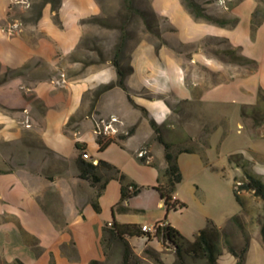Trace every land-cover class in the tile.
Wrapping results in <instances>:
<instances>
[{
    "label": "crops",
    "instance_id": "0c3cea01",
    "mask_svg": "<svg viewBox=\"0 0 264 264\" xmlns=\"http://www.w3.org/2000/svg\"><path fill=\"white\" fill-rule=\"evenodd\" d=\"M5 1L0 0V169L4 172L0 174V256L3 260L9 264L15 261L23 264L104 263L103 228L111 226L115 220L119 225L137 227L139 236H126L137 258L145 259L144 251L151 247L164 263L172 264L174 256L166 254L158 240L151 237L149 241L141 231L142 226L164 222L189 242L207 227L208 221L224 230L232 216L222 208L216 214L206 208L208 198L191 178L197 172L227 177L228 161L216 164L211 161L210 151L206 152L212 132L217 128L214 123L221 120L220 124L225 125L228 118L225 110L230 107L240 110L241 117L243 108L259 104L261 92L264 96V21L254 35L252 31L253 15L261 0H194L206 14L220 20V25L196 19L181 0H150L151 11L168 25L161 34L163 43L159 48L150 41L137 44L131 52L132 72L126 79L128 91L117 87L101 94L97 100L94 93L101 86L117 81V72L110 60L87 63L77 58V49L90 32L81 21L100 16L97 2L62 0L60 26L54 22L51 6L46 5L38 23L28 28L36 34L30 40L22 34L23 30L16 29V24L7 23L11 1L9 4ZM218 39L227 40L230 48L255 61L257 68L227 65L219 60L211 54L214 47L211 42ZM174 40L181 46L195 47L179 50ZM87 52L95 54L90 49ZM186 65L207 75L197 74L188 79ZM9 71L17 76L2 83ZM31 97L33 100L29 99ZM64 107L68 111L57 129L59 135L75 145L84 144L85 153L98 162L104 159L93 157L87 151L102 156L118 147L128 156L124 165L108 158L105 162L121 168L119 170L131 181L144 187L124 205L129 212L118 210L121 183L111 179L97 199L101 208L97 213L93 202L98 189L78 178L75 161L79 152L76 149V155H67L49 137L54 115L62 114ZM79 115L81 118L70 126L71 119ZM111 116L122 121L121 130L123 127L134 130L124 140L119 137L115 139L117 143L99 152L94 119ZM151 121L162 127L169 143L177 146L186 141L203 149L177 155L183 182L173 197L176 210L170 212L154 189L159 186L161 172L166 167L163 149L158 151L150 145L145 151L149 153L145 157L147 162L139 161L138 154L144 151L142 147L154 137ZM32 129H37L40 144L51 154L45 161L35 144L26 138ZM203 137L206 138L204 145L200 143ZM24 140L27 142L23 143ZM22 143L29 150L15 154V146ZM13 162L30 165L13 167ZM58 162L63 163L64 169L56 175L57 167L51 164ZM40 163L48 164L47 169ZM40 170L49 173L46 175ZM185 185L187 193L182 192ZM157 195L156 208L133 206L138 199L145 202ZM55 200L60 201V210ZM190 202L194 208L190 207ZM143 216H147V220H142ZM255 249L257 264H264V244L260 241L255 248L250 241L245 264H249Z\"/></svg>",
    "mask_w": 264,
    "mask_h": 264
},
{
    "label": "rangeland",
    "instance_id": "374dc122",
    "mask_svg": "<svg viewBox=\"0 0 264 264\" xmlns=\"http://www.w3.org/2000/svg\"><path fill=\"white\" fill-rule=\"evenodd\" d=\"M11 4L8 8V19L7 23L17 25V30H23L22 34L27 37V39L33 40L36 36L35 33L28 29L33 22L31 21L34 16V7L41 3V0H6V4ZM260 8L264 10V0H261ZM124 0H100L99 7L101 9L100 18L104 20V23L87 22L86 25L90 29L86 38L83 40L82 48L77 53V58L84 60L85 62H97L99 59V52L103 60H110L113 57V50L115 45L119 42L121 35L120 30L110 29V26H119L122 22L121 13H126L124 7ZM132 6L135 10H139L144 14H132L130 19L125 23L126 27V46L122 53L121 61L126 68H129L131 52L137 44L142 41H150L160 46L162 44L161 34L162 31L167 30L168 25L165 21L161 19H155L152 16V11L150 7V0H133ZM179 50H191L189 47L179 45L175 40L173 43ZM211 45L214 46L212 50L223 51L229 48V46L223 41H212ZM86 49V51H85ZM95 51L94 55H88L87 50ZM91 56V57H88ZM93 56V57H92ZM227 64V63H225ZM231 65V64H227ZM187 78L190 79L197 74L207 75V73L201 70H195L190 65H186ZM252 69V67H249ZM264 107V101L262 104ZM67 108L64 107L63 113L54 115V120L52 121V131L49 137L57 142L61 146V149L70 156L76 155L75 144L68 138H64L59 135L57 129L62 123L63 117H66ZM228 111L227 122L225 125L220 124L221 120H217L214 124L217 125L212 132L209 144L206 147L210 151L211 161H215L216 164H221L222 161H228L229 157L234 154H243L247 160H249V170L258 174L264 182V109L262 111H253L251 109H246V115L240 117V110L234 107L227 108ZM81 116H77L71 125ZM107 119V118H105ZM30 122H32L30 120ZM219 125V126H218ZM38 128V127H37ZM121 128V127H120ZM37 130V129H36ZM32 129L30 134L26 136L28 142L35 144V149L39 150L40 157L43 161L50 157V153L45 150V148L40 144L37 131ZM133 127H123L120 131L118 137H128L133 132ZM27 142L26 140L23 143ZM206 142V138L203 137L200 143L203 145ZM18 145L14 148V153L18 154L20 152H25L29 150L25 146ZM154 145L156 150L162 151V147L154 142V140H149V143L142 147V150L148 151L149 146ZM173 151L177 152L181 149H199L203 150L202 147H197L194 145H189L188 142H182L177 144L173 143ZM93 157H100L102 159L108 158L113 162L121 163L124 165L128 157L125 153L121 151L118 147H113L108 153L99 156L97 152L87 151ZM128 154V152H127ZM149 154V153H147ZM207 156V155H206ZM206 162V160H204ZM13 167L18 165H30L24 164L23 162L17 163L13 162L11 164ZM40 165L46 166L48 164L40 163ZM57 167V171L54 173L63 172L64 166L62 162L52 163ZM77 169V168H76ZM118 169H121L118 167ZM42 171L46 174L47 171ZM78 172V171H77ZM125 173V172H124ZM52 176L55 174L50 173ZM225 174L227 177H217L214 175L208 176L203 175L199 172L195 173V177L191 178V181L197 182L201 189L205 192L208 200L205 204L206 208L216 214L221 210H227L232 217L239 216L240 221L244 227V231L235 223H228V226H224L225 232L229 237L231 245L240 252L247 242L251 241L252 244L258 245V241L264 244L261 229L264 223V209L263 202L254 193L241 191L240 195L244 203V207L241 211L240 205L237 203L234 193H233V181L237 179L236 185H240L244 179V171L238 167L235 162L232 165L228 164L225 169ZM47 175V174H46ZM57 175V174H56ZM127 175V174H125ZM129 178V177H128ZM53 179V177H52ZM183 193H187V185L182 189ZM153 194V193H152ZM148 196V195H145ZM159 196H151L147 198L145 202L142 199H138L133 202V206H144L151 208H156ZM191 201V200H190ZM45 203V205H47ZM55 206L58 210L61 209L60 201L55 200ZM190 207L194 208L192 202H190ZM196 207V206H195ZM197 209V207H196ZM195 209V210H196ZM198 212V209L196 210ZM176 216V215H174ZM231 217V218H232ZM230 218V219H231ZM142 220H147V216L141 217ZM223 227V226H222ZM164 252L166 254L175 255L174 248L167 244L163 245ZM220 248L223 252L219 260V264H234V258L228 253L226 245L224 242L220 244ZM106 260L101 264H122V248L120 245H113L106 250ZM170 261V259L168 260ZM138 262V263H137ZM193 262H199L201 264L206 262L204 260H192L187 257V263L193 264ZM258 255L256 249L253 250L252 255L249 259V264H257ZM155 262L145 255V259L140 260L139 258L132 261V264H154Z\"/></svg>",
    "mask_w": 264,
    "mask_h": 264
},
{
    "label": "trees",
    "instance_id": "16d2710c",
    "mask_svg": "<svg viewBox=\"0 0 264 264\" xmlns=\"http://www.w3.org/2000/svg\"><path fill=\"white\" fill-rule=\"evenodd\" d=\"M95 1L97 2V4H99L100 2V0H95ZM181 1L185 6V8L187 9V11H189V13L193 15L196 19H203L209 23H217L219 25L222 24L220 20H217L212 16L206 14L204 9L194 0H181ZM61 3L62 0H41V3L34 7V11H33L34 16L31 20L33 24H37L38 21L41 19L43 9L45 8V6L50 5L51 11L54 15V22L60 26L61 23L59 20V9ZM132 3L133 0H124L123 4L127 12L121 13V19H122L121 24L116 27L110 26V29L120 30L121 32L119 42L115 45L113 50V57L112 59H110L111 64L113 65V67L117 72V81L101 86L94 93L95 100H97L101 94L113 90L114 88L117 87L123 89L124 91H128L126 86V79L128 75L132 72V68L131 67L126 68L121 61L122 53L126 46L125 23L130 19L132 14H137V13L141 15L144 14L139 10L138 11L135 10L132 6ZM152 16L155 19H159L157 15L153 12H152ZM89 21L95 23H104V20H102L100 16H95L91 19L82 20L81 24H86ZM262 21H264V10H262L259 7L253 15V26H252L253 35ZM215 41H223L224 43H227V40L225 39H218ZM82 43L83 42L80 43L77 51H79L80 48H82ZM185 47L188 48L190 47L192 50L195 47V45L185 46ZM211 54H213L219 60L227 64L252 67L253 70L257 68V63L255 61L240 55L237 49H233L229 47L228 49L223 51L212 50ZM99 59L100 60L97 61L98 63L105 62V60L101 58L100 52H99ZM15 76H17L15 72L9 71L4 75V78L1 81L2 83L6 82ZM149 97L153 98L152 96ZM158 97L161 99H165L164 96H158ZM29 99L33 100L32 97ZM129 100L131 103H133L130 97ZM263 101H264V96L262 95L261 92V98L259 104L253 107L243 108L241 115L243 117L246 115V109H251L253 111H258V110L262 111L264 109V107H262ZM167 102L168 104H170L169 101ZM133 105L136 108H139V106L135 105L134 103ZM142 111L146 113L144 109H142ZM74 119L75 118H72L71 122ZM150 125L154 131L153 140L162 147L164 153V160L166 163V167L161 172L159 178V186L154 189L158 191L161 199L165 201L167 211L170 212L172 210H176L177 204L176 202H173V197L175 196L179 185H181V183L183 182V176L177 162V155L179 153H192L193 150L181 149L178 151V153L174 152L173 144L166 141V139L163 136L162 127L157 125L154 121H151ZM125 138L126 137L124 136L120 137V139L122 140H124ZM104 140H108V141L105 142ZM113 143H117L115 139H107L103 136L102 138L99 136L97 137L99 152H103L107 147H109ZM75 146L77 151L79 152V156L75 161V165L78 171V178L83 181L89 182L92 187L98 189L96 200L93 202V207L95 211L97 213L101 212V208L99 206L97 199L99 198L101 191L104 189L108 181L111 179H115L121 183V200L117 208L118 210L124 213L129 212V209L126 208L124 205L127 202H129V200H131L132 198L138 196L143 191L144 187H141L135 182L131 181L128 178V176L122 173L117 167L105 161H99L98 165H94L92 162L84 160L83 154L86 152V146L80 143H76ZM139 161L141 163L147 162L145 157L142 158L139 157ZM235 162L238 164V167L244 171V179L240 185L238 186L236 185V183L238 182L237 179L233 181V193L237 203L240 205L241 209H243L244 203L241 198L240 192L241 191L252 192L254 193V195H256L258 198L262 200L263 209H264L263 180L258 174L249 170V160H247L243 154H234L229 157L228 159L229 165H232ZM2 173L4 172L0 169V174ZM230 223L237 224L244 231V227L240 221L239 216L232 217L230 219ZM144 235L149 241H151L150 234H144ZM261 235L264 242V223L262 225ZM126 236L129 237L139 236L137 232V227L132 225H119L114 220L111 226L106 225L103 228V246L105 247V251H106L113 245H117V244L120 245L122 248V264H132V261L133 260L136 261V259L138 258L136 257L134 250L130 245L129 241L126 239ZM155 237L162 245L167 244L174 248L175 260L172 264H188L187 257L191 258L192 260H204L206 264H218L219 257L222 254V250L220 248V244L222 242L225 243L228 253L235 258L236 260L235 264H245L246 256L250 246V241H249L246 243L244 248L240 252H238L231 245V242L225 232V229L222 230L218 228L213 221H208L207 227L201 230L197 234L193 242H189L185 240V238H183L177 231H175L173 228H171L168 225L162 229H159ZM144 254L146 256H149L155 262V264H166L158 257L156 252L151 247H147L144 251ZM0 264H9V263L5 262L3 258L0 256ZM12 264H23V263H21L20 261H15ZM91 264H101V263L98 261H93L91 262Z\"/></svg>",
    "mask_w": 264,
    "mask_h": 264
},
{
    "label": "built area",
    "instance_id": "2783aa9c",
    "mask_svg": "<svg viewBox=\"0 0 264 264\" xmlns=\"http://www.w3.org/2000/svg\"><path fill=\"white\" fill-rule=\"evenodd\" d=\"M94 125H95L94 133L97 137L99 136L102 138L103 132H110V139H116V137H118V135L121 131L120 127L123 126V123L118 117L111 116L110 118H107V119L95 118L94 119ZM27 127H29V126H27ZM104 141L106 142L108 140H104ZM146 155H147V152H145V151L140 152L138 154V156L140 158L146 157ZM83 158H84V160L92 162L94 165H98V163H99L98 161L91 159L86 153L83 154ZM173 202H174V200H173ZM165 226H167V224L164 222L155 224L153 226L145 225V226H142L141 231L143 234H150L151 237L156 239L155 236H156L158 230L164 228Z\"/></svg>",
    "mask_w": 264,
    "mask_h": 264
},
{
    "label": "bare ground",
    "instance_id": "6f19581e",
    "mask_svg": "<svg viewBox=\"0 0 264 264\" xmlns=\"http://www.w3.org/2000/svg\"><path fill=\"white\" fill-rule=\"evenodd\" d=\"M102 136L108 138L110 136V132H103Z\"/></svg>",
    "mask_w": 264,
    "mask_h": 264
}]
</instances>
